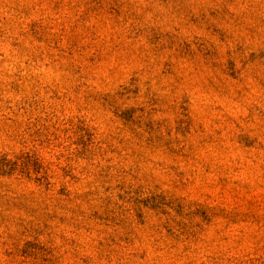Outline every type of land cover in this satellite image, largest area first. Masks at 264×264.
<instances>
[{
    "label": "rangeland",
    "instance_id": "rangeland-1",
    "mask_svg": "<svg viewBox=\"0 0 264 264\" xmlns=\"http://www.w3.org/2000/svg\"><path fill=\"white\" fill-rule=\"evenodd\" d=\"M0 264H264V0H0Z\"/></svg>",
    "mask_w": 264,
    "mask_h": 264
}]
</instances>
